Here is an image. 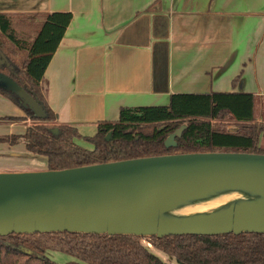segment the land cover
Returning a JSON list of instances; mask_svg holds the SVG:
<instances>
[{
    "label": "crops",
    "instance_id": "obj_1",
    "mask_svg": "<svg viewBox=\"0 0 264 264\" xmlns=\"http://www.w3.org/2000/svg\"><path fill=\"white\" fill-rule=\"evenodd\" d=\"M53 12L73 18L41 87L57 122L82 136L122 108L167 106L174 94L264 98V0H0V14ZM27 110L36 117L0 95L1 138L26 133ZM1 158L48 170L22 143H0Z\"/></svg>",
    "mask_w": 264,
    "mask_h": 264
},
{
    "label": "trees",
    "instance_id": "obj_2",
    "mask_svg": "<svg viewBox=\"0 0 264 264\" xmlns=\"http://www.w3.org/2000/svg\"><path fill=\"white\" fill-rule=\"evenodd\" d=\"M72 18L65 12L0 14V74L23 87L45 112L38 118L27 110L34 124L22 136L0 137V143L24 144L29 155L47 159L49 170L192 153L264 155V98L248 93L174 94L167 106L122 108L117 121L98 123L91 137L58 123L41 84ZM5 46L11 54L22 52V62ZM0 95L23 108L11 91L0 88ZM182 125L187 128L177 146L167 149L166 139ZM148 245L180 264H264L261 234L143 239L70 233L0 237V264H57L45 256L48 250L74 256L77 261L68 264H168Z\"/></svg>",
    "mask_w": 264,
    "mask_h": 264
},
{
    "label": "water",
    "instance_id": "obj_3",
    "mask_svg": "<svg viewBox=\"0 0 264 264\" xmlns=\"http://www.w3.org/2000/svg\"><path fill=\"white\" fill-rule=\"evenodd\" d=\"M0 77L6 81L0 88L19 97L24 109L45 116L23 87ZM186 128L169 135L165 147H176ZM217 202L222 205L210 211L187 213ZM36 233L143 239L264 235V155L192 153L0 172V237Z\"/></svg>",
    "mask_w": 264,
    "mask_h": 264
},
{
    "label": "rangeland",
    "instance_id": "obj_4",
    "mask_svg": "<svg viewBox=\"0 0 264 264\" xmlns=\"http://www.w3.org/2000/svg\"><path fill=\"white\" fill-rule=\"evenodd\" d=\"M5 52L10 51L5 47H3ZM7 52V53H8ZM8 53V54H9ZM11 55V53H10ZM25 57L23 53H20L18 55V60L19 62H22V59ZM259 99V98H258ZM34 124V121L32 120L31 125ZM80 145L83 146L84 148H92V145L85 143V142H80ZM38 163H41V161H38ZM44 165H40V167H37V169L42 168L41 166H47L46 162H42ZM44 168V167H43ZM35 168L29 167L28 164L24 165H16L13 166L12 163L7 162L4 160V158L0 159V172H23V171H35ZM152 249V253L159 257L162 261L168 263V264H180L176 258L170 257L167 254L153 249L151 245H148ZM45 256L49 258L50 260L54 261L57 264H68L72 262H76V258L70 254L61 252V251H55V250H48L45 253Z\"/></svg>",
    "mask_w": 264,
    "mask_h": 264
},
{
    "label": "bare ground",
    "instance_id": "obj_5",
    "mask_svg": "<svg viewBox=\"0 0 264 264\" xmlns=\"http://www.w3.org/2000/svg\"><path fill=\"white\" fill-rule=\"evenodd\" d=\"M222 205L221 202H217V203H212V204H209V205H204V206H198V207H195L193 209H190L188 210L187 213H192V212H205V211H210L218 206Z\"/></svg>",
    "mask_w": 264,
    "mask_h": 264
}]
</instances>
